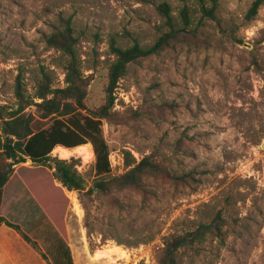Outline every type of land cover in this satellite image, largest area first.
Here are the masks:
<instances>
[{
  "label": "rangeland",
  "instance_id": "374dc122",
  "mask_svg": "<svg viewBox=\"0 0 264 264\" xmlns=\"http://www.w3.org/2000/svg\"><path fill=\"white\" fill-rule=\"evenodd\" d=\"M253 1L219 0L209 20L194 0H0V103L11 108L16 77L30 96L43 72L64 87L66 59L45 42L61 20L78 37L85 106L94 110L105 103L110 39L151 46L167 31L156 11L162 2L176 28L183 5L191 17L177 41L127 67L101 120L109 176L127 171L124 152L136 162L150 156L166 174L143 177L139 189L91 192V145L56 147L52 158L77 163L78 193L26 159L3 193L0 216L18 232L0 226V264H65L67 250L72 264H157L166 237L217 215L221 236L179 251L177 264H264V0L247 20ZM25 112L41 128L52 122L34 106ZM35 187L51 195L49 211Z\"/></svg>",
  "mask_w": 264,
  "mask_h": 264
},
{
  "label": "trees",
  "instance_id": "16d2710c",
  "mask_svg": "<svg viewBox=\"0 0 264 264\" xmlns=\"http://www.w3.org/2000/svg\"><path fill=\"white\" fill-rule=\"evenodd\" d=\"M183 1V0H180ZM201 19H215L219 0H194ZM262 0H254L246 14L247 20H252L259 9ZM156 11L163 20L167 31L151 46L142 47L137 42L127 47H120L110 39L109 47L114 60L107 73L105 87V103L94 110L85 106V88L87 80L81 70V61L77 54L78 37L68 20H61L60 28H55L47 37L48 48L59 52L66 60L64 65V87L55 88L46 73H42L34 95L25 93L19 77H16L13 92L16 107L11 108L0 103V207L3 193L16 165L26 159L32 163L52 170L53 179L66 191L84 190V180L77 173L76 162L60 160L50 156L53 149L62 147L74 149L89 143L94 154V171L97 179L90 191L107 194L112 188L139 189L142 178L148 175L166 174L164 168L150 156L136 162L129 152H124V164L127 171L118 177H111L108 160V147L102 137L101 120L106 118L114 103V89L118 81L126 74L127 67L139 60L156 55L171 42H175L191 24L190 11L186 5L179 10V23L182 28H176V22L171 15L170 6L159 3ZM35 100L39 102H35ZM34 106L41 120H51L45 129L38 126L33 116L25 109ZM83 111L85 114H82ZM40 193L38 187H35ZM38 195L39 204L47 210L51 195ZM53 205V204H52ZM54 209L52 206H50ZM49 211V209L47 210ZM221 217L217 215L212 222L199 223L195 229L180 234H172L165 238L163 247L157 257V264H177V254L185 248H191L204 241L212 234L221 236ZM18 232V227L0 216V226ZM22 239L36 249L35 243L26 236ZM65 264H72L69 252L64 251ZM60 264V263H58ZM143 264V263H139Z\"/></svg>",
  "mask_w": 264,
  "mask_h": 264
},
{
  "label": "bare ground",
  "instance_id": "6f19581e",
  "mask_svg": "<svg viewBox=\"0 0 264 264\" xmlns=\"http://www.w3.org/2000/svg\"><path fill=\"white\" fill-rule=\"evenodd\" d=\"M81 150L84 151L87 157L91 158L93 156V154L90 151H88L86 148L82 147Z\"/></svg>",
  "mask_w": 264,
  "mask_h": 264
},
{
  "label": "water",
  "instance_id": "95a60500",
  "mask_svg": "<svg viewBox=\"0 0 264 264\" xmlns=\"http://www.w3.org/2000/svg\"><path fill=\"white\" fill-rule=\"evenodd\" d=\"M27 162L32 163V161L30 159H27Z\"/></svg>",
  "mask_w": 264,
  "mask_h": 264
},
{
  "label": "crops",
  "instance_id": "0c3cea01",
  "mask_svg": "<svg viewBox=\"0 0 264 264\" xmlns=\"http://www.w3.org/2000/svg\"><path fill=\"white\" fill-rule=\"evenodd\" d=\"M1 256V255H0Z\"/></svg>",
  "mask_w": 264,
  "mask_h": 264
}]
</instances>
